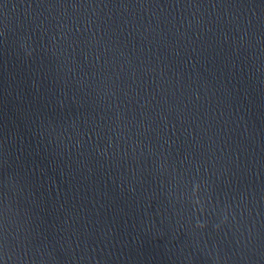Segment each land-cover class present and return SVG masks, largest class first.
<instances>
[{
	"label": "water",
	"instance_id": "water-1",
	"mask_svg": "<svg viewBox=\"0 0 264 264\" xmlns=\"http://www.w3.org/2000/svg\"><path fill=\"white\" fill-rule=\"evenodd\" d=\"M0 264H264V0H0Z\"/></svg>",
	"mask_w": 264,
	"mask_h": 264
}]
</instances>
